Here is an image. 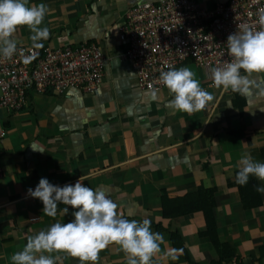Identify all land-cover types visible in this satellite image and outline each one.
<instances>
[{
    "label": "crops",
    "instance_id": "1",
    "mask_svg": "<svg viewBox=\"0 0 264 264\" xmlns=\"http://www.w3.org/2000/svg\"><path fill=\"white\" fill-rule=\"evenodd\" d=\"M161 1L28 0V6L43 3L49 9L40 27L50 35L39 43L56 49L94 42L104 56L103 76L94 93H30L23 110L0 112L6 129L0 145V264H12L28 236L74 219L77 209L63 204L55 217L44 214L43 203L28 189L41 178L63 187L80 177L117 204L119 217L148 220L150 231L163 235L150 264H264V193L259 192L261 207L244 210L237 189L229 187L244 153L264 163V73H252L249 91L241 95L215 87L191 61L178 65L177 70L189 67L209 94L204 108L192 114L166 106L174 98L168 89L155 91V99L153 92L140 91L123 57L127 44L119 39V28L134 6ZM227 1L196 3L210 12ZM30 35L20 26L13 38L17 45L32 46ZM241 75L247 74L241 70ZM200 189L215 192L217 237L224 256L232 255L229 261L204 237L201 213L163 216L164 200ZM40 254L58 256L56 264H81L64 252ZM95 264H127V256L109 244Z\"/></svg>",
    "mask_w": 264,
    "mask_h": 264
},
{
    "label": "built area",
    "instance_id": "2",
    "mask_svg": "<svg viewBox=\"0 0 264 264\" xmlns=\"http://www.w3.org/2000/svg\"><path fill=\"white\" fill-rule=\"evenodd\" d=\"M261 10L264 0H229L210 12L196 0L134 6L126 12L118 36L127 44L123 57L133 71L135 86L147 92L168 89L160 74L186 61L193 62L213 82L212 70L233 60L228 36L244 29L261 30ZM27 57L32 59L25 63ZM103 65L104 56L94 42L56 49L17 45L11 58L0 54V112L23 110L30 93H94L102 82ZM5 136L0 118V145Z\"/></svg>",
    "mask_w": 264,
    "mask_h": 264
},
{
    "label": "clouds",
    "instance_id": "3",
    "mask_svg": "<svg viewBox=\"0 0 264 264\" xmlns=\"http://www.w3.org/2000/svg\"><path fill=\"white\" fill-rule=\"evenodd\" d=\"M48 6H28V0H0V54L11 58L17 52V41L13 34L20 26H27L33 48H41L39 41L48 39L47 27H40ZM261 30L230 34L227 38L229 55L233 60L223 68L212 70L215 87L227 92L246 95L249 91V76L264 73V10L259 15ZM32 57H27L25 63ZM241 70L247 75H241ZM195 74L189 67L171 69L160 74L161 82L174 98L167 102L173 110L192 114L202 110L208 92L201 88ZM155 99V92L152 94ZM235 182L246 185L251 176L264 181V163L257 162L250 153H244L238 161ZM264 193V187H257ZM32 198L39 199L43 213L55 217L59 204L71 206L74 219L67 223L55 222L46 231L42 230L27 237L21 251L11 257L12 264H56L59 257L37 253L64 252L79 258L81 264H95L99 252L109 244L119 245L127 256V264H150L152 257L160 251L161 233L150 231V221H129L117 214V204L104 191L85 186L80 177L77 182L63 187L51 184L41 178L33 190L28 189ZM68 207L62 209L63 215Z\"/></svg>",
    "mask_w": 264,
    "mask_h": 264
},
{
    "label": "trees",
    "instance_id": "4",
    "mask_svg": "<svg viewBox=\"0 0 264 264\" xmlns=\"http://www.w3.org/2000/svg\"><path fill=\"white\" fill-rule=\"evenodd\" d=\"M236 174L234 182L230 184L229 187L237 189L242 208L244 210H252L261 207L262 199L260 193L256 191L258 185L255 177L251 176L246 185H239L235 182ZM214 194V191L200 189L197 193L187 195L180 199H175L173 201L164 200V206L162 208L163 216L167 219H173L201 213L204 217L206 228L204 237L208 238L211 246L219 252L218 254L221 260L229 261L233 257L231 255L228 259L227 256H224V246L219 244L217 237V227L214 216ZM172 239H176V235H173ZM225 248L227 247L225 246Z\"/></svg>",
    "mask_w": 264,
    "mask_h": 264
}]
</instances>
